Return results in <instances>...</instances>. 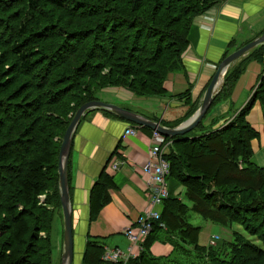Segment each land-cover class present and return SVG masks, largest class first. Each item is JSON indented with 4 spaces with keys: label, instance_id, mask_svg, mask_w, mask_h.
I'll return each instance as SVG.
<instances>
[{
    "label": "trees",
    "instance_id": "16d2710c",
    "mask_svg": "<svg viewBox=\"0 0 264 264\" xmlns=\"http://www.w3.org/2000/svg\"><path fill=\"white\" fill-rule=\"evenodd\" d=\"M221 1L85 0L76 4L77 15L89 18L63 23L64 17L58 20L54 14H67L73 9V0H0V62L1 55L7 54L0 66V115L4 114L0 117V264L54 262L52 231L62 212L58 173L62 142L54 137L56 129L64 126L74 108L99 100L104 88L119 86L137 96L165 97L164 83L188 48L194 20ZM13 4L25 17L16 28L17 20L9 18L15 16L9 11ZM178 16L185 17L182 28ZM175 25L180 26V32H174ZM66 27L75 30L70 33ZM10 32L17 33V41L8 38ZM80 38L87 41H81L64 59L69 45ZM158 38L170 43L164 49L156 45L154 57L148 58L147 46ZM60 40L61 46L55 47ZM87 42L89 50L84 56L80 48ZM229 72L213 104L230 95L233 77ZM96 73L103 86L93 90L84 86L90 85ZM128 79L130 87L115 82ZM80 87L85 90L77 95ZM257 101L264 114V71L249 101L222 127H216L221 118L207 125L205 117L192 132L166 138L169 150L164 157L170 165L167 181L185 189L183 201L172 198L169 191L165 210L142 244L140 255L126 264H174V260L161 263L151 258L153 236L161 230L177 233L176 249L182 244L192 245L204 254L202 264H264V166L255 162L252 147L260 134L247 119ZM64 102L69 106L60 110ZM9 110L15 114L11 116ZM229 186H234L231 192L225 189ZM112 187L104 173L92 192V219L109 202ZM190 212L233 229L230 242L216 248L200 246L202 230L185 217ZM234 225L243 228L256 243L246 240L240 244L245 237ZM185 251L189 253L188 248ZM104 253L99 241H90L83 264H103Z\"/></svg>",
    "mask_w": 264,
    "mask_h": 264
},
{
    "label": "crops",
    "instance_id": "0c3cea01",
    "mask_svg": "<svg viewBox=\"0 0 264 264\" xmlns=\"http://www.w3.org/2000/svg\"><path fill=\"white\" fill-rule=\"evenodd\" d=\"M263 33L264 0H225L196 18L188 37V48L164 83L167 91L165 97L137 96L128 89L116 86L104 88L99 100L138 113L162 126H180L188 120L180 123L181 119L200 107L203 95L219 64L229 54ZM256 51L259 52L255 54ZM254 52L247 54L229 69L228 72L233 77V88L227 98L212 104L205 119L207 125L214 119L221 118L216 127H222L224 122L234 118L251 98L264 71L254 67L249 77L243 78L252 63L264 64V47ZM223 84L224 81L220 91ZM247 119L260 134V137L252 142V147L255 162L263 167L264 114L259 101ZM137 127L116 114L103 111L88 113L78 125L68 163L74 237L73 264L84 263L90 241H99L100 246L104 248L103 260L108 251L121 252L120 263L106 261L103 264L127 263L130 258L138 257L141 253L140 249L134 247L132 252L135 257L130 255L132 244L125 231L129 227L136 230L138 219L150 208L152 192L142 165L148 161L154 131L139 127L136 135L126 136L127 130ZM104 173L109 176L113 187L108 190L109 202L92 219V192ZM168 187L169 191H172V198L183 201L185 189L182 186H176L174 181L170 180ZM154 209L163 214L164 203L162 207ZM208 223L200 234L201 246H208L210 237L214 235L224 236L222 229ZM63 231L61 212L52 231L55 258L58 257L59 264ZM177 238V233L166 230L156 232L149 249L151 258L162 261L161 263L174 260V253L181 250L175 248L178 244Z\"/></svg>",
    "mask_w": 264,
    "mask_h": 264
},
{
    "label": "water",
    "instance_id": "95a60500",
    "mask_svg": "<svg viewBox=\"0 0 264 264\" xmlns=\"http://www.w3.org/2000/svg\"><path fill=\"white\" fill-rule=\"evenodd\" d=\"M264 45V33L258 38L254 39L247 45L239 48L235 52L229 54L218 66L216 73L214 74L209 86L207 87L200 107L196 113L180 126L175 128H168L162 126L160 123H156L148 120L138 113L125 110L117 105L106 103L104 101L96 100L84 103L74 114L72 121L70 122L61 143L60 156L58 163L59 173V194L61 200V209L63 215V245L61 254V264H73L74 256V237H73V218L72 208L70 200V187L68 176V163L71 152V146L74 138V134L78 128V125L83 118L92 111L111 112L116 114L121 119L126 120L139 127L149 128L154 132L160 134L165 138H174L177 136L186 135L195 130L206 117L209 109L211 108L215 97L220 91L221 84L228 70L239 60L252 52L254 49ZM221 81V84H220ZM220 84V85H219Z\"/></svg>",
    "mask_w": 264,
    "mask_h": 264
},
{
    "label": "rangeland",
    "instance_id": "374dc122",
    "mask_svg": "<svg viewBox=\"0 0 264 264\" xmlns=\"http://www.w3.org/2000/svg\"><path fill=\"white\" fill-rule=\"evenodd\" d=\"M225 0H223V1H221V2H224ZM78 2H80V3H84L85 2V0H73V9H71L67 14H64L63 12H61V11H59L58 13H57V15H55L54 14V17L53 18H57L58 20H61V18L62 17H64V18H62V20H61V22H63V23H68L67 21H70V23H73L74 21H77V20H82V21H85L86 20V18H89L87 15H85L86 17H80V16H78L77 14H78V12H77V10L78 9H76V4H78ZM221 4V3H220ZM12 6V8L9 10V11H11V13L12 14H14L15 16H12V17H9V18H15V20H17L15 23V25H14V28H16L17 27V25H18V23H20L21 21H23L24 19H25V17H24V15L22 14V13H20V9L18 10L17 8H18V6H15V4H13V5H11ZM86 12H88V10H86ZM84 14V13H83ZM52 16V15H51ZM178 17H180V16H178ZM184 18L185 17H180L179 19H180V21H179V23H181V28L184 26V24H183V21H184ZM198 18V17H197ZM196 22V19L194 20V22L193 23H195ZM185 23V22H184ZM176 24V23H175ZM63 25H65V24H63ZM181 28H180V26H177V25H175V28H174V32H180L181 31ZM66 30H69L70 31V33H72V32H74V30H75V28H67L66 27ZM11 34H9L8 35V38L10 37H12L11 38V41H17V33L16 32H10ZM77 33V32H76ZM190 34V33H189ZM12 35V36H11ZM16 36V37H15ZM188 37H189V35H188ZM70 38H73V37H70ZM61 41V40H60ZM81 41H87L86 39H82V38H80L79 39V42H76V44H70L69 45V48H68V53L66 54V55H63L62 57H64V59L67 57V56H69V52H71V51H75L76 49H75V47L77 46V45H79L80 43H81ZM62 43V41L61 42H59V44H57L55 47H60L61 44ZM154 43V45H151V44H149L147 47V54H148V58H151L152 56H153V52H152V50L154 49L155 50V47H156V45H162V47H163V49L165 48V47H167L168 45H169V43H170V40L169 41H167L166 43H164V42H162V40H161V38H158V39H155V41L153 42ZM248 44V43H247ZM247 44H245V45H247ZM244 45V46H245ZM243 47V46H242ZM89 50V45H88V42H87V44L86 45H83L82 44V46H81V48H80V51H81V53L85 56L86 54H87V51ZM236 51V50H235ZM234 51V52H235ZM124 53H126V52H124ZM251 53V52H250ZM249 53V54H250ZM248 54V55H249ZM6 56H7V54L6 55H1V62H0V66H1V64H2V61H4V59H7L6 58ZM154 57V56H153ZM168 57H170V58H172V55L170 56H168ZM173 60V59H172ZM65 61V60H64ZM234 66V65H233ZM232 66V67H233ZM152 67V66H151ZM254 67H256L257 68V70H258V68H262L263 70H264V64L263 65H261L259 62L257 63V62H255V63H252L251 65H250V67L249 68H247V70H248V72L245 74V76H243V78H245V77H249V73H251L250 71H252L253 69H254ZM108 69V68H107ZM107 69H105V70H103L104 72V74H107V72H108V70ZM229 71V70H228ZM244 74V73H243ZM98 75L100 76V74L99 73H96V74H94L93 75V77L92 78H90V85H87L86 83L84 84V86H89V89H96L97 88V86H103L102 85V78H98ZM242 76H241V78H242ZM32 77L33 78H35V76L32 74ZM24 79L26 78V76H24L23 77ZM241 78H240V80H241ZM24 79H22V80H24ZM85 79H87V78H85ZM131 79V78H130ZM130 79H128V80H126V81H124V82H120V81H115V82H119V84H124V85H127L128 87H130L129 85V82L131 81ZM84 81H86V82H89L88 81V79L87 80H84ZM100 82V83H99ZM84 83V82H83ZM89 84V83H88ZM118 84V85H119ZM81 85V84H80ZM85 88V87H84ZM84 88H82V87H80V89L78 88L77 90H76V92L78 93L77 95H80V94H82V92H84ZM120 88H124V87H120ZM23 89V88H22ZM124 89H126V88H124ZM240 89V88H239ZM58 90V89H57ZM34 91L35 92H37L35 89H34ZM240 90H238V92H239ZM87 93H88V91H86ZM23 93L24 94H27L28 95V97H30V94L27 92V91H23ZM23 94V95H24ZM133 94H135V93H133ZM31 95L33 96L34 94H32L31 93ZM102 96V94L100 95V97ZM12 97V96H11ZM11 97H10V99H11ZM27 99V98H26ZM20 101V100H19ZM30 101V100H29ZM69 106V103L68 102H64V103H61L60 104V110L61 109H63V108H65V107H68ZM80 108L79 106H77L76 108H74V110H73V112H71L68 116H70L69 118H67V120H66V123L64 124V126L62 127V128H60L59 130H57L56 129V131H55V136L54 137H56V138H58V140L60 141V142H62V139H63V136H64V134H65V130H67L66 128H68L67 126H69L68 124H70L69 122H71L72 121V119H73V117H74V114L76 113V111L78 110V109ZM47 110H49V111H53L54 113H56L57 115H60V112L58 113L56 110H53V108L51 109V108H48ZM8 113L11 115V116H13L15 113H14V111L13 110H9L8 111ZM4 114H1L0 115V117H4L3 116ZM71 120V121H70ZM221 171V170H220ZM222 171H225V169H222ZM234 188V186H229V187H225V189L228 191V192H231L230 190H232ZM236 197H239V198H242V199H245L244 197H243V195L242 196H240L239 194H236ZM45 198V196L44 197H42V199H44ZM261 200H263V199H261ZM261 200H258V201H261ZM185 217L189 220V222L192 224V225H194L195 227H201L202 229L201 230H204L203 228H204V226H206V225H209V223L206 221V220H204L201 216H199L197 213H195V212H190V213H188V215L186 214L185 215ZM185 218V219H186ZM249 219V218H248ZM254 220V219H253ZM55 222H56V220H55ZM213 224V223H212ZM213 225H215L216 227H219L220 229H222L223 230V232H224V236H221V235H214V236H212V237H210V241H209V244H208V246H202V247H210V246H212V247H214L215 246V248L216 247H220V245L221 244H223V242H230V239H232V230L233 229H226V228H224V227H221V226H219V225H216V224H213ZM233 228L236 230V231H238L239 233H241L242 235H244V239H242V241H239L240 242V244L241 243H244L246 240H250V243L249 244H254V243H256L255 241H253L252 240V238L250 237V235L242 228V229H240V228H237V226H233ZM42 237L44 236H46V234L45 233H42V235H41ZM199 240H200V238H199ZM199 244H200V241H199ZM201 246V245H200ZM249 248H250V246H248ZM188 248V251H189V253H187V252H183L184 250H186ZM182 250V251H181ZM181 250H179L178 252H175L174 253V255H173V259H174V261H172L174 264H202L203 263V257H204V254H202V253H199V252H197V251H195V249H194V247L192 246V245H185V244H182L181 245ZM53 264H59V261H58V257H56V258H54V262H53Z\"/></svg>",
    "mask_w": 264,
    "mask_h": 264
},
{
    "label": "built area",
    "instance_id": "2783aa9c",
    "mask_svg": "<svg viewBox=\"0 0 264 264\" xmlns=\"http://www.w3.org/2000/svg\"><path fill=\"white\" fill-rule=\"evenodd\" d=\"M137 132V128H131L126 131V136H134ZM165 140V137L154 132L148 161L142 165L144 174L148 176L149 189L152 192V196L150 208L143 212L138 219L137 229L134 230L132 227H129L125 231V235L132 244L130 255H134L132 252L134 247L142 251V244L151 233L154 223L159 221L162 215L161 212L154 208L162 207L165 200L169 197L167 177L170 173V165L164 157L165 151L167 150L165 147ZM116 168L117 167H115V169ZM121 256L122 254L119 250L112 252L108 251L104 256V260L107 262L120 263ZM122 264H126V262Z\"/></svg>",
    "mask_w": 264,
    "mask_h": 264
},
{
    "label": "bare ground",
    "instance_id": "6f19581e",
    "mask_svg": "<svg viewBox=\"0 0 264 264\" xmlns=\"http://www.w3.org/2000/svg\"><path fill=\"white\" fill-rule=\"evenodd\" d=\"M220 84H221V81H220ZM220 84H219V85H220ZM61 208H62V207H61Z\"/></svg>",
    "mask_w": 264,
    "mask_h": 264
}]
</instances>
